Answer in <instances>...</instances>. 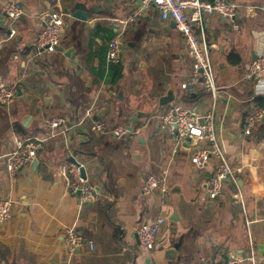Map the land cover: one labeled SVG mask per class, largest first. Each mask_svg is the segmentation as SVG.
<instances>
[{"label": "crops", "instance_id": "obj_1", "mask_svg": "<svg viewBox=\"0 0 264 264\" xmlns=\"http://www.w3.org/2000/svg\"><path fill=\"white\" fill-rule=\"evenodd\" d=\"M12 1L24 5L14 22L3 11ZM140 1L0 0V82L19 89L11 110L0 105V199L16 202L14 217L0 225V264H204L252 253L264 264V121L252 136L243 134L244 121L258 111V99L264 100V78L247 77L252 63L264 58V0H230L242 8L238 30L224 17L208 19L221 88L217 132L238 176L212 203L207 182L215 161L195 167L189 152L175 150L159 118L174 103L204 112L211 99L182 88L192 72L182 36L154 7L142 10ZM77 4L87 7V22L72 17ZM49 8L70 14L61 46L73 52L70 58L57 52L33 63L39 14ZM116 37L123 43L121 57L109 66L108 43ZM170 90L175 100L161 107L158 96ZM138 113L145 117L124 140L94 131V119L130 126ZM57 117L66 123L53 134L46 122ZM21 139L39 140L38 164L11 176L5 155ZM74 160L97 189L90 203L69 192ZM148 175L167 191L144 196ZM236 187L241 199L235 198ZM159 216L167 224L155 248L146 249L137 231ZM70 228L94 249L85 245L70 255L65 248ZM61 240L64 246H58ZM172 247L176 255L169 259Z\"/></svg>", "mask_w": 264, "mask_h": 264}, {"label": "built area", "instance_id": "obj_2", "mask_svg": "<svg viewBox=\"0 0 264 264\" xmlns=\"http://www.w3.org/2000/svg\"><path fill=\"white\" fill-rule=\"evenodd\" d=\"M141 9L154 7L160 18L171 21L181 34L188 57L192 62V72L182 88L188 94L201 91L211 99L210 106L204 112H198L185 107L181 103L167 106L160 113V123L175 141L176 151H187L191 155V162L197 168H204L214 160L216 166L207 182L208 201L215 202L221 196L225 183H236L237 170L231 165L227 154L222 149L217 132V103L221 95V88L217 84L212 58V46L208 42V19L220 16L227 19L235 30L239 29L236 18L242 9L230 0H141ZM254 11V8H248ZM3 11L10 20L17 21L23 16L22 7L18 2H7ZM140 13V12H139ZM70 14L57 8H49L39 14L42 27L38 33L32 51V62L38 63L44 56L57 53L56 48L62 45V36L65 29V19ZM121 40L119 37L111 39L108 43L107 63L109 66L119 62L121 57ZM247 77L253 81L264 78V58L252 63ZM19 98V89L7 86L0 82V105L11 110ZM86 116H91L88 111ZM264 111H257L248 116L243 124V134L252 136L262 121ZM85 120H83L84 122ZM66 121L62 117L48 120L46 125L53 134L59 130ZM81 124V122H80ZM93 128L96 133L109 135L117 140H124L130 134L127 124L110 126L102 118L94 119ZM41 144L36 140H17L15 147L5 155L6 170L14 176L22 167L32 163L38 157ZM79 165H71L68 170V186L72 195H79L82 204L92 202L98 194L96 187L88 179H84ZM155 190L167 191L160 180L154 175L145 179L142 194L151 195ZM236 199H241V193L236 187ZM16 202L12 199H0V225L9 222L15 215ZM167 224V219L159 216L149 223L143 224L137 231L140 245L152 250L157 245L160 236ZM65 248L73 255L78 247L94 245L84 235L79 234L75 228H70L65 235ZM251 247L254 248L253 243ZM204 264H260L252 253L247 258L231 256L224 261Z\"/></svg>", "mask_w": 264, "mask_h": 264}, {"label": "water", "instance_id": "obj_3", "mask_svg": "<svg viewBox=\"0 0 264 264\" xmlns=\"http://www.w3.org/2000/svg\"><path fill=\"white\" fill-rule=\"evenodd\" d=\"M20 6L24 7L23 4H20ZM72 17L74 19L79 20V21L87 22V19H88V9H87V7L85 5H83V4H77L76 7H75V12L72 14ZM119 35H123V32L119 31ZM122 44L123 43H121V45ZM56 51L60 52V53H64L66 57L70 58L71 54L73 52V49L66 50L64 47L59 46V47L56 48ZM174 100H175V95H174V91H172V90H170L168 92V94L165 95L164 97H161L160 95L158 96L159 105L161 107L173 102ZM144 117H145V115L143 116L141 113H138V115H134L133 116V118L131 120V124L129 126L130 133H133V131H134V124L137 123L140 118H144ZM262 121H264V116H263ZM24 124H25V122H24ZM73 163L76 164V165L82 166L80 163L76 162L75 160L73 161ZM37 164H38V161L34 160L32 162V164H31L32 168L36 167ZM22 169H23V167L19 171H22ZM81 174H82V177L84 179H87L86 170H85V167H83V166L81 167ZM154 192H157V190H155ZM23 203H24V207H23L22 213H26L27 212L26 204L28 202L27 201H23ZM58 246H64V240H61L60 243L58 244ZM80 249H81V247H78L75 252L80 251ZM175 255H176V250L172 247V250L170 249L168 251L167 256H168L169 259H174ZM12 262H14V259H13Z\"/></svg>", "mask_w": 264, "mask_h": 264}, {"label": "trees", "instance_id": "obj_4", "mask_svg": "<svg viewBox=\"0 0 264 264\" xmlns=\"http://www.w3.org/2000/svg\"><path fill=\"white\" fill-rule=\"evenodd\" d=\"M119 72H120V71L117 70L116 72H113L112 75H113V74H117V73L119 74ZM257 102H258V107H259L258 111L263 110V108H264V100L261 99V98H259ZM256 112H257V111H256Z\"/></svg>", "mask_w": 264, "mask_h": 264}, {"label": "rangeland", "instance_id": "obj_5", "mask_svg": "<svg viewBox=\"0 0 264 264\" xmlns=\"http://www.w3.org/2000/svg\"><path fill=\"white\" fill-rule=\"evenodd\" d=\"M11 21H12V20H11ZM212 161H214V160H212ZM212 161H211V162H212Z\"/></svg>", "mask_w": 264, "mask_h": 264}]
</instances>
